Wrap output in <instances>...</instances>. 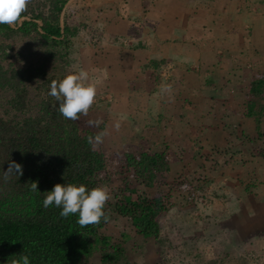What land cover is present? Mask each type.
<instances>
[{"label":"trees","instance_id":"1","mask_svg":"<svg viewBox=\"0 0 264 264\" xmlns=\"http://www.w3.org/2000/svg\"><path fill=\"white\" fill-rule=\"evenodd\" d=\"M67 1L30 0L27 11L16 23L0 25V264H11V260L20 255H28L30 264H129L125 243L132 237L127 231L119 232L118 236L107 233V222L103 218L99 224L81 227L77 223L78 213L63 218L61 208L43 206L47 192L57 183L83 184L91 190L107 184L100 178L101 174L108 179L104 171L106 154L93 142L98 135L102 136L104 124L110 118H96L94 121H100L98 126L90 125L84 115L75 121L65 119L58 112L59 102L48 95L53 80L59 81L78 69L73 56V39L81 27H88L86 20L74 21L64 11ZM152 4H155L153 0H147L145 11L150 7L158 9ZM117 11L116 16H119L118 8ZM242 30V35L252 36L256 43L258 35L253 36L254 32L249 29ZM113 41L119 39L114 37ZM118 45L122 46L120 41ZM240 45H243L242 41ZM255 54L246 74L240 75L242 84L236 87V96L233 98L232 94L229 99L231 108L212 97L204 103L206 107L200 102H195L197 106L192 102L191 109L198 116L180 117L186 100L183 99L178 103L177 112L168 111L163 117L174 123L180 118L185 120L187 127L172 128L171 135L177 140L182 135L190 139L193 131H199L201 146H206L207 153L194 151L186 160L182 147H176L177 157L169 154L167 146L143 149L152 145V134L138 136L139 150L121 148L127 176L110 187L111 198L104 209L107 216L111 211L129 224L134 235L156 240L159 218L174 205L173 193L195 189L202 181L193 179L191 172H200L210 165H218L220 170L235 160L208 161L210 154L220 158L229 149L214 141H203L208 130H229L234 118L237 119L236 136L243 137L239 139L240 143L243 144L245 138L248 144L252 143L249 155L264 158V60L259 50ZM149 64L154 68L159 65L152 60ZM225 82L230 83V80ZM147 89L150 92L156 90ZM215 90L230 95L233 88L220 85ZM101 104L106 103L96 95L89 111L100 109ZM102 112L107 113L106 110ZM202 118H206L208 124H200ZM245 119L252 120V131L243 125ZM162 127L169 129L167 123ZM177 132L182 135L177 137ZM168 137L165 134L158 145H169L168 142L176 145L177 141ZM108 138L107 135L105 139L109 141ZM188 141L194 144V141ZM188 141L184 144L180 141L177 145H186ZM184 160L187 167L182 174ZM13 161L22 166V175L14 170L5 174ZM166 175L171 180L169 183L156 182ZM32 182H37L38 191L31 190ZM161 185L167 189L162 191ZM208 264H214V261H208Z\"/></svg>","mask_w":264,"mask_h":264},{"label":"crops","instance_id":"2","mask_svg":"<svg viewBox=\"0 0 264 264\" xmlns=\"http://www.w3.org/2000/svg\"><path fill=\"white\" fill-rule=\"evenodd\" d=\"M68 1L74 4L77 2ZM87 1L77 3L79 10L84 4L89 8L86 15H78L79 22L86 20L84 16H89V20L88 27H81L73 39V56L76 59L75 67H78L76 72L86 70L90 80L96 84L98 81H102V85L107 84L100 88L97 85V96L106 103L101 104L99 110H106V119H111H105L102 141L106 140L107 135L116 134L120 150H139V145H135L134 150H130L131 146L127 143L121 146L120 124L127 117L129 121V113L138 110L137 107L141 104V109L150 114L152 121L135 123L132 133L138 131L139 135L152 134L155 144L143 149L167 146L168 150L175 151L178 149L176 147H182L186 159L188 156L185 151L193 147L188 140L192 141L193 134L199 131H193L190 139L177 132V137L182 135L177 140L171 135L172 128H177V125L179 129L186 126L185 120L180 118L174 123L163 117L169 112H177L178 103L183 99L186 100L180 117L198 116L191 109L192 102L196 106L198 104L195 102H200V105L206 107L207 104L204 103L209 102L212 97L214 101L224 102L228 107L232 105L229 99L232 94L233 98L236 96L235 89L242 84L240 81L243 77L240 75L246 74L250 68L245 65L250 66L248 61L255 57V51L260 50V57H264V0H190L186 3L182 0H153L161 7L155 13L152 12V7L145 11L147 0ZM74 4H70V7ZM117 8L119 16H116ZM245 29L254 32L253 36L258 35L256 43L252 36L242 35L241 30ZM114 37L119 39L122 46L118 45L119 41L112 42ZM94 38L97 39L95 44L91 43ZM124 41H128V44H124ZM241 41L243 45H240ZM151 60L157 62L158 67H152L149 64ZM226 80H230V83L225 82ZM113 85L120 86L121 89L127 88L122 94H109L115 99L124 98V110H120L122 115L110 111L108 107L111 103L104 99L103 90ZM220 85L223 88L231 85L232 93L228 95L224 92L221 94V90L217 92L215 89ZM145 87L156 89L150 92L152 96L147 99L142 97ZM130 92L136 95V107L128 103ZM160 113L164 115L159 117ZM163 123H167L168 130L162 127ZM201 123L208 124V120L202 118ZM117 124L119 129H116ZM211 131L208 130L204 135L205 143L213 141ZM165 134L177 141L176 145H158L157 141L160 142ZM180 141L188 143L177 145ZM198 150L208 152L206 146H199ZM177 155L179 153L172 156Z\"/></svg>","mask_w":264,"mask_h":264},{"label":"rangeland","instance_id":"3","mask_svg":"<svg viewBox=\"0 0 264 264\" xmlns=\"http://www.w3.org/2000/svg\"><path fill=\"white\" fill-rule=\"evenodd\" d=\"M80 1L88 2L87 0H77L75 4L72 1L66 2L67 8L64 11L73 17V20H78L80 16L89 13L86 4L79 10L77 3ZM182 2L186 3L190 0H182ZM70 4L75 6L70 7ZM159 5L156 2L153 7L160 9ZM75 7L76 9H74ZM152 12L155 13V9H152ZM78 15L80 16L78 17ZM84 17L88 23L89 16ZM82 19L80 18V20ZM89 22L93 23V21ZM96 40L94 38L90 42L95 44ZM124 44H128V41H124ZM241 57L244 58V56ZM262 59L264 60V57ZM252 60H249L248 63H251ZM245 66L246 68L250 67ZM102 83V81H98V88L107 85L106 83L102 85ZM126 89L113 85L103 90L104 99L111 103L108 109L117 115H122L123 112L120 110H124L122 106L125 100L123 97L115 99L109 94L119 95ZM144 90L143 99L152 96L146 87ZM132 95L134 97H131ZM129 97L128 103L135 105V94L130 92ZM139 107H137L138 110L129 113V121L127 117L120 128L121 146L123 147L127 143L128 146H131L130 150H134L135 145H138L137 142H139V132L132 133V126L137 122L152 121L150 114L141 109V104ZM186 113L189 114L188 111ZM104 116V113L98 109L88 111L84 118L89 122ZM232 121L229 130L219 132V129L217 131L213 129L210 133L215 144L229 149V152L220 158L216 154L209 153L207 160L210 162L227 161L228 158L235 160L230 166L220 168V170L218 165H210L204 169L199 168L202 170L200 172L199 170L191 172L193 179L202 181L195 186V189H185L173 193L175 196L174 205L159 218V234L156 240H145L134 235L124 219L117 218L109 211L105 231L115 236H118L121 231H127L132 237L125 243L129 264H208V261H214V264H264V158L256 159L254 156V159L249 155L248 149L251 148L252 143L248 144L246 138L243 144L240 143L239 139L243 137L236 136L237 119L234 118ZM242 123L246 126V130L252 131V120L245 119ZM201 135L200 132L193 134L194 144L189 151H185L188 156L186 160L191 157L194 151H199L198 148L202 144ZM108 137H110L109 141L107 139L102 141L101 137L100 141L94 140L93 144L95 147L100 145L106 154L107 161L104 171L107 173L108 179L103 174L100 175V178L107 183L106 185L110 189L117 185L114 182L127 176V173L124 168L120 144L117 142V135L109 134ZM159 143L157 141V144ZM168 144L174 145L170 142ZM152 145L155 144L152 143ZM170 152L173 153L172 155L177 153V151L171 150ZM170 152L169 154H171ZM182 165L180 173L183 174L187 167V161L182 162ZM181 177L185 178L184 175ZM170 181L169 176L166 175L156 182L169 183ZM245 186H248L246 190ZM161 187L164 189L162 191L167 189L165 185H161ZM188 193L191 196H188Z\"/></svg>","mask_w":264,"mask_h":264},{"label":"clouds","instance_id":"4","mask_svg":"<svg viewBox=\"0 0 264 264\" xmlns=\"http://www.w3.org/2000/svg\"><path fill=\"white\" fill-rule=\"evenodd\" d=\"M30 0H0V25H13L23 13L27 11ZM49 96L59 102L58 112L65 119L78 120L80 115H87L89 109L95 102L97 95V84L90 80L86 70L70 72L63 79L53 80L50 85ZM90 125H99L100 121H89ZM119 128V124L116 125ZM97 140L101 136L96 137ZM14 170L16 174L22 175V166L14 161L9 164L5 171ZM32 191H38L37 182H32ZM110 189L107 185H101L87 189L85 185L79 186L68 183L54 185L43 199V206L48 208L55 205L61 208L60 216L67 218L70 214L78 213L77 223L81 227L96 225L103 218L108 220L104 209L106 202L110 199ZM11 264H30L28 255H20L12 259Z\"/></svg>","mask_w":264,"mask_h":264}]
</instances>
